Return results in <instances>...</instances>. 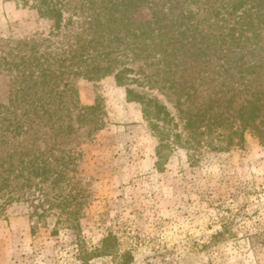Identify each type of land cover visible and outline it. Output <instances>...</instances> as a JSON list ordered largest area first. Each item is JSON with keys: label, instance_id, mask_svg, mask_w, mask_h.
<instances>
[{"label": "trees", "instance_id": "trees-1", "mask_svg": "<svg viewBox=\"0 0 264 264\" xmlns=\"http://www.w3.org/2000/svg\"><path fill=\"white\" fill-rule=\"evenodd\" d=\"M16 1L52 26L0 39L10 79L0 102V218L29 202L32 216L58 207L80 226L84 189L70 172L81 153L65 145L105 122L100 102L81 103L76 78L114 76L126 87L158 137L159 164L179 146L195 158L203 145H243L247 132L264 143V0ZM112 247L108 237L94 253Z\"/></svg>", "mask_w": 264, "mask_h": 264}, {"label": "rangeland", "instance_id": "rangeland-1", "mask_svg": "<svg viewBox=\"0 0 264 264\" xmlns=\"http://www.w3.org/2000/svg\"><path fill=\"white\" fill-rule=\"evenodd\" d=\"M51 26L33 7L0 0V39ZM9 81L0 72V102ZM74 84L83 105L101 103L105 122L65 145L81 153L70 172L84 189L80 226L58 207L39 218L29 202L15 203L0 218V264H125L127 253L129 264H264V143L247 132L243 145H203L198 161L179 146L159 164L158 137L126 87L114 76ZM108 237L113 251L95 254Z\"/></svg>", "mask_w": 264, "mask_h": 264}]
</instances>
